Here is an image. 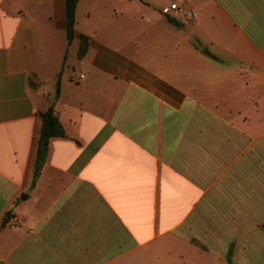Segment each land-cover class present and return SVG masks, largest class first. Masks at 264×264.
I'll return each instance as SVG.
<instances>
[{
    "label": "crops",
    "instance_id": "0c3cea01",
    "mask_svg": "<svg viewBox=\"0 0 264 264\" xmlns=\"http://www.w3.org/2000/svg\"><path fill=\"white\" fill-rule=\"evenodd\" d=\"M0 264H264V0H0Z\"/></svg>",
    "mask_w": 264,
    "mask_h": 264
},
{
    "label": "trees",
    "instance_id": "16d2710c",
    "mask_svg": "<svg viewBox=\"0 0 264 264\" xmlns=\"http://www.w3.org/2000/svg\"><path fill=\"white\" fill-rule=\"evenodd\" d=\"M79 0H67L68 7V43H72L76 32V12ZM89 46V37L82 35V42L80 45L79 56H85ZM59 82L57 87V94H59ZM42 129L39 138L38 158L35 169V177L37 178L48 151L50 140L54 137H62L65 135L64 128L60 122L59 113L54 105H51L48 110L41 113Z\"/></svg>",
    "mask_w": 264,
    "mask_h": 264
},
{
    "label": "built area",
    "instance_id": "2783aa9c",
    "mask_svg": "<svg viewBox=\"0 0 264 264\" xmlns=\"http://www.w3.org/2000/svg\"><path fill=\"white\" fill-rule=\"evenodd\" d=\"M187 10L185 4H175L165 8L164 13L170 18H176L184 14Z\"/></svg>",
    "mask_w": 264,
    "mask_h": 264
}]
</instances>
